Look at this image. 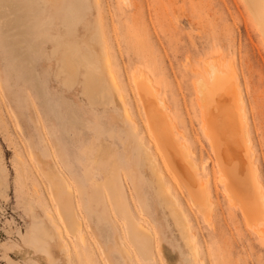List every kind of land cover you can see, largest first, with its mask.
Listing matches in <instances>:
<instances>
[{"label": "rangeland", "instance_id": "1", "mask_svg": "<svg viewBox=\"0 0 264 264\" xmlns=\"http://www.w3.org/2000/svg\"><path fill=\"white\" fill-rule=\"evenodd\" d=\"M31 1L0 0V264H264V219H248L231 204L219 179L216 151L203 127L194 84L208 62L228 69L234 66L233 79L245 104L248 147L264 192V48L245 0ZM84 27L94 33L92 41L110 53L136 133L119 103L92 104L82 90L66 85L60 55L49 57L51 46L46 40L69 29L79 36ZM141 72L160 89L178 137L202 165L200 174L209 179L210 222L175 188L192 218L199 251L196 254L185 245L186 238L170 213L154 203L158 220L144 216L156 236V259L142 261L135 247V260L130 259L117 243H108L111 255L103 254L93 242L81 249L69 235L74 243L69 260L60 256L51 261L24 236H30L35 217L65 222L54 182L60 178L51 179L56 171L61 170L74 187L85 176L89 194L92 184L100 185L95 189L111 209L120 238L123 218L130 214L127 209L124 215L118 213L111 199L107 176L111 174L102 169L117 163L116 180L137 217L143 214L133 178L143 175L148 189L155 186L151 172L141 174L130 167L138 138L166 171L136 95L133 78ZM7 87L12 99L3 90ZM220 152L226 158L227 147ZM72 164L77 168L73 172ZM78 199L76 193L72 203L86 217ZM88 236L93 241L99 238L93 230Z\"/></svg>", "mask_w": 264, "mask_h": 264}, {"label": "bare ground", "instance_id": "2", "mask_svg": "<svg viewBox=\"0 0 264 264\" xmlns=\"http://www.w3.org/2000/svg\"><path fill=\"white\" fill-rule=\"evenodd\" d=\"M49 1L53 4L60 0ZM27 3L32 4L33 1L28 0ZM245 3L253 15V22L261 38L260 43L264 48V0H245ZM79 34L75 36L72 29H69L60 35L56 33L54 37L46 40L51 46L49 57L60 55L59 65L61 73L65 71L63 73L66 74L64 78L66 85L70 89L82 90L92 104L119 103L124 108L126 120L131 122V128L136 133L133 115L127 106L124 89L118 82L110 53L107 48L101 49L102 45L99 46L92 41L91 35L94 33L87 27H84ZM261 55L264 58L262 53ZM204 68V74H197L194 83L197 92L196 104L200 108L203 127L209 142L216 151L215 164L219 179L227 189L233 206L238 207L248 219L254 217L264 219V192L248 147L246 135L248 122L245 118L242 92L233 79L235 68L230 66L228 69L226 65L219 62H208ZM133 83L142 114L147 121V128L153 134L157 152L164 161L166 171L160 167L144 141L138 138L140 140L136 142V158L131 161L130 167L141 174L151 172L155 177L153 182L155 186L153 191L148 189L143 175L133 178L132 183L138 193L143 214L140 213L137 217L130 212L125 195L116 180L117 163L112 164L110 168L106 164L107 169H102L103 173L109 172L112 175L107 176L110 177L109 182L112 184L111 199L116 204L118 213L124 215L127 209L130 214L127 220L123 218L124 233L121 232V238L112 220L111 209L103 200L104 197L95 189L100 185L92 184L93 192L89 194L90 187L84 185L87 182L85 176L78 178L77 186L74 187L61 170L56 171L51 179L54 180L57 175L60 178L59 181L54 180V182L60 194V207L64 208L62 216L65 222L61 225L52 219L39 220L35 217L30 236H24L25 242L34 245L51 261L57 260L60 256L69 260L72 244L74 245L69 235L77 239L81 249L87 246L92 247L93 242L103 254L111 255L113 252L111 246L117 243L123 247L130 259L135 260L136 256L132 247L137 249L136 253L142 256V261L156 259L154 253L156 236L148 226V220L144 215L151 217L153 221L158 220L154 211L158 209L157 203L163 212L170 213L177 228L186 238L185 245L196 254L199 251L196 236L193 235L192 218L179 200L175 188L181 193L183 191L191 207L198 210L205 221L210 222L213 208L209 206L212 200L209 179L200 174L203 170L202 165L198 160L193 159L187 143L178 137L173 116L161 96L160 89L155 87L152 79L148 78L144 72H141L140 76L135 74ZM4 89L7 94L10 92L9 97L12 99V89L9 87ZM225 147L228 150L226 158L225 153L220 152ZM65 161L68 162L66 159ZM69 168L71 172L74 168L77 169L73 164ZM85 174L88 175V172L86 171ZM168 178L171 179L170 182L167 181ZM76 193L79 194L80 199L75 201L82 202L81 208L84 209L86 217H82L78 204L72 203ZM67 200L69 202H66ZM102 210L105 211L103 214L100 213ZM125 225L126 228H124ZM90 229L97 232L99 236L97 240L93 241L88 236V230L92 231ZM126 239L130 241L129 244ZM108 243L111 244L110 247L107 246Z\"/></svg>", "mask_w": 264, "mask_h": 264}]
</instances>
